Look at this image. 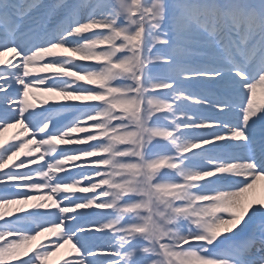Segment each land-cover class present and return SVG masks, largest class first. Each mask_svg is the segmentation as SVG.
Masks as SVG:
<instances>
[{
	"label": "snow or ice",
	"instance_id": "1",
	"mask_svg": "<svg viewBox=\"0 0 264 264\" xmlns=\"http://www.w3.org/2000/svg\"><path fill=\"white\" fill-rule=\"evenodd\" d=\"M9 52L0 264H264V0H0Z\"/></svg>",
	"mask_w": 264,
	"mask_h": 264
},
{
	"label": "bare ground",
	"instance_id": "2",
	"mask_svg": "<svg viewBox=\"0 0 264 264\" xmlns=\"http://www.w3.org/2000/svg\"><path fill=\"white\" fill-rule=\"evenodd\" d=\"M14 56V53H6L5 55H4V57H2L3 59L4 58H6L7 60L8 59H11L12 57ZM54 94H52V93H44V92H41L39 89H37L36 91H35V94L34 95H32V94H30V97L33 99V103H36L37 101H38V99H44V98H51L52 96H53ZM257 99L258 100H260L261 99V97H260V94L258 93L257 94ZM19 126H16L13 130H15L16 128H18ZM12 129V128H11ZM8 130H10V129H8ZM4 134H6V131L3 133V135ZM254 194L257 196V197H261V196H264V181H262V182H260L258 185H257V187H256V189H255V191H254ZM13 207H15V206H13ZM43 239H45V236L43 235L42 237H40L39 239H38V241H41V240H43ZM32 243V242H31ZM30 243V244H31ZM68 249H67V251H64L63 253H61L60 255H59V252H57L53 257H51V258H49V261H48V264H51L52 262L53 263H60V261H62V257H65V256H67V253H68Z\"/></svg>",
	"mask_w": 264,
	"mask_h": 264
},
{
	"label": "rangeland",
	"instance_id": "3",
	"mask_svg": "<svg viewBox=\"0 0 264 264\" xmlns=\"http://www.w3.org/2000/svg\"><path fill=\"white\" fill-rule=\"evenodd\" d=\"M41 74L43 75V74H46V73H41ZM0 139H2V140H9L10 138H8V137L3 138V137H2V138H0ZM38 202H39V201H34V203H38ZM46 234H48V233H46ZM34 246H35L34 244L29 245V247H34ZM65 249H67V247L61 249L59 253L63 252Z\"/></svg>",
	"mask_w": 264,
	"mask_h": 264
}]
</instances>
